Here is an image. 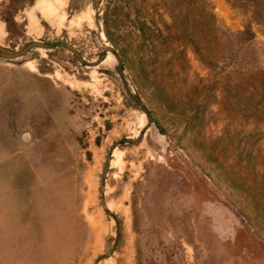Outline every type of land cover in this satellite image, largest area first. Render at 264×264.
Returning <instances> with one entry per match:
<instances>
[{
	"label": "rangeland",
	"instance_id": "obj_1",
	"mask_svg": "<svg viewBox=\"0 0 264 264\" xmlns=\"http://www.w3.org/2000/svg\"><path fill=\"white\" fill-rule=\"evenodd\" d=\"M0 54V264H264V0H0Z\"/></svg>",
	"mask_w": 264,
	"mask_h": 264
},
{
	"label": "water",
	"instance_id": "obj_2",
	"mask_svg": "<svg viewBox=\"0 0 264 264\" xmlns=\"http://www.w3.org/2000/svg\"><path fill=\"white\" fill-rule=\"evenodd\" d=\"M20 55H21V54H16V55L0 54V57L12 59V58L19 57Z\"/></svg>",
	"mask_w": 264,
	"mask_h": 264
},
{
	"label": "bare ground",
	"instance_id": "obj_3",
	"mask_svg": "<svg viewBox=\"0 0 264 264\" xmlns=\"http://www.w3.org/2000/svg\"><path fill=\"white\" fill-rule=\"evenodd\" d=\"M46 3V2H45ZM41 4V3H40ZM52 4V3H51ZM50 5V4H49ZM53 5V4H52ZM47 7V6H46ZM49 11V10H48Z\"/></svg>",
	"mask_w": 264,
	"mask_h": 264
}]
</instances>
